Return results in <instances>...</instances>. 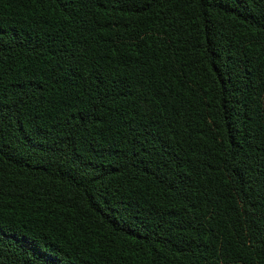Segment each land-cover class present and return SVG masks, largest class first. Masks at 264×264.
<instances>
[{
    "label": "trees",
    "instance_id": "16d2710c",
    "mask_svg": "<svg viewBox=\"0 0 264 264\" xmlns=\"http://www.w3.org/2000/svg\"><path fill=\"white\" fill-rule=\"evenodd\" d=\"M0 264H264V0H0Z\"/></svg>",
    "mask_w": 264,
    "mask_h": 264
}]
</instances>
